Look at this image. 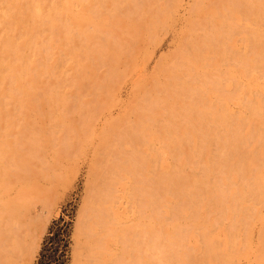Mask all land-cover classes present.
<instances>
[{
	"label": "rangeland",
	"instance_id": "rangeland-1",
	"mask_svg": "<svg viewBox=\"0 0 264 264\" xmlns=\"http://www.w3.org/2000/svg\"><path fill=\"white\" fill-rule=\"evenodd\" d=\"M263 114L264 0H0V264H264Z\"/></svg>",
	"mask_w": 264,
	"mask_h": 264
},
{
	"label": "bare ground",
	"instance_id": "bare-ground-1",
	"mask_svg": "<svg viewBox=\"0 0 264 264\" xmlns=\"http://www.w3.org/2000/svg\"><path fill=\"white\" fill-rule=\"evenodd\" d=\"M171 1H172V0H171ZM231 1H232V0H231ZM233 1H234V0H233ZM237 1H238V0H237ZM239 1H241V0H239ZM229 2H230V1H229ZM243 2H244V1H243ZM238 3H239V2H238ZM174 4H175V3H174ZM177 4H178V3H177ZM240 4H241V3H240ZM249 4H250V3H249ZM169 5H170V4H169ZM231 5H232V6H233V5L235 6V4H234L233 2L231 3ZM234 6H233V7H234ZM238 6H239V5H237V7H238ZM243 6H244V5H243ZM246 6H247V5H246ZM246 6H245V7H246ZM7 7H8V6H7ZM171 7H172V6H171ZM174 7H176V5H174ZM248 7H249V6H248ZM238 9H239V8H238ZM247 10H248V9H247ZM7 11H8V10H7ZM242 12H243V11H242ZM242 12H241V13H242ZM5 14H6V13H5ZM242 14H243V13H242ZM86 17H87V16H86ZM90 20H91V19H90ZM88 22H89V21H88ZM94 26H95V25H94ZM100 26H101V25H100ZM100 26H99V27H100ZM36 30H37V29H36ZM94 30H96V29H94ZM92 32H93V31H92ZM92 32H91V33H92ZM90 35H91V34H90ZM93 35H94V34H93ZM95 36H96V35H95ZM137 36H138V35H137ZM87 37H88V36H87ZM92 37H93V36H92ZM89 39H90V38H89ZM26 40H27V39H26ZM27 41H28V40H27ZM110 41H111V40H110ZM111 42H112V41H111ZM105 43H106V42H105ZM108 43H109V42H108ZM26 44H27V43H26ZM185 44H186V43H185ZM107 45H109V44H107ZM23 46H24V45H23ZM23 46H21L22 49H23ZM21 47H20V48H21ZM57 47H58V46H57ZM106 47H107V46H106ZM117 47H118V46H117ZM115 49H116V48H115ZM115 49H113V50L116 51ZM190 49H191V48H190ZM17 50L20 51V49H17ZM17 50H16V51H17ZM97 50H99V49H97ZM97 50L95 49V51H97ZM104 50H107V49L105 48ZM21 51L23 52V50H21ZM21 51H20V52H21ZM114 51H113V52H114ZM126 51H127V50H126ZM128 51H129V50H128ZM128 51H127V52H128ZM97 52H99V51H97ZM103 52H104V51H103ZM105 52H106V51H105ZM107 52H108V51H107ZM107 52H106V53H107ZM111 52H112V51H111ZM21 54H22V53H21ZM98 54H99V53H98ZM100 54H101V52H100ZM102 54H104V53H102ZM102 54H101V55H102ZM34 55H35V53H34ZM107 55H110V53H107ZM113 55H114V54H113ZM116 55H117V53H116ZM127 55L130 56L129 53H127ZM35 56H36V55H35ZM73 56H74V55H73ZM73 56H72V57H73ZM76 56H77V55H76ZM88 56H90V55H88ZM92 56H94V55H92ZM102 56H103V55H102ZM102 56H100V57H102ZM111 56H112V54H111ZM111 56H110V57H111ZM16 57H19V56H16ZM112 57H113V56H112ZM114 57H116V56L114 55ZM114 57H113V58H114ZM117 57H118V56H117ZM181 57H182V56H181ZM37 58H38V57H37ZM66 58H68V57H66ZM28 59H31V58H28ZM68 59L70 60V58H68ZM71 59H72V58H71ZM74 59H76V58H74ZM92 59H94V58H92ZM115 59H117V58H115ZM15 60H16V59H15ZM17 60H18V58H17ZM20 60H21V59H20ZM65 60H66V59H65ZM76 60H77V59H76ZM98 60H99V59H98ZM73 61H74V60H73ZM15 62H16V61H15ZM17 62H18V61H17ZM27 63H28V62H27ZM64 63H65V62H64ZM77 63H78V61H76V63H74V65L77 64ZM80 63H81V62H80ZM125 63H126V62H125ZM192 63H193V62H192ZM9 64H10V63H9ZM38 64H39V63H38ZM170 64H171V63H170ZM189 64H190V63H189ZM7 65H8V64H7ZM11 65H14V64H11ZM11 65H8V66H6V67L8 68V67L11 66ZM41 65H42V64H41ZM177 65H178V64H177ZM177 65H176V66H177ZM33 66H34V65H33ZM39 66H40V65H39ZM77 66H78V65H77ZM79 66H80V65H79ZM79 66H78V67H79ZM106 66H107V65H106ZM11 67H12V66H11ZM74 67H75V66H74ZM38 68H39V67H38ZM121 68H122V67H121ZM23 69H24V68H23ZM64 69H65V68H64ZM109 69H110V68H109ZM28 72H29V70H28ZM14 73H15V72H14ZM24 73H25V72H24ZM77 73H78L79 75H81V77H82V74H80L79 72H77ZM20 74H21V73H20ZM104 74H105V73H104ZM62 75H63V74H62ZM106 75H107V74H106ZM115 75H116V74H115ZM118 75H119V74H118ZM169 75H170V74H169ZM102 76H103V75H102ZM58 77H59V76H58ZM72 77H73V76H72ZM83 77H84V75H83ZM255 77H256V76H255ZM15 78H16V77H15ZM74 78H75V76H74ZM103 78H104V77H103ZM223 78H224V77H223ZM20 79H21V78H20ZM79 79H80V78H79ZM16 80H18V78H17ZM21 80H22V79H21ZM73 80H74V79H73ZM73 80H71V81H73ZM77 80H78V79H77ZM83 80H84V79H83ZM18 81H19V80H18ZM78 81H79V80H78ZM80 81H81V80H80ZM175 81H176V80H175ZM14 82H15V81H13V83H14ZM20 82H21V81H20ZM64 82H65V79H64ZM16 83H17V82H16ZM69 84H70V83H69ZM113 84H114V83H113ZM27 85H28V84H27ZM59 85H60V84H58V86H59ZM63 85H64V84H63ZM172 88H173V87H172ZM174 88H175V86H174ZM20 89H22V87H21ZM28 89H29V88H28ZM58 89H59V88H58ZM18 90H19V89H18ZM159 90H160V89H159ZM20 91H21V90H20ZM24 92H25V91H23V93H24ZM30 92H31V90H30ZM73 92H74V91H73ZM21 93H22V92H21ZM108 93H109V92H108ZM31 94H32V93H31ZM63 95H64V94H63ZM63 95H61V96H63ZM24 96H25V94H24ZM50 96H51V95H50ZM53 96H55V95H53ZM59 96H60V95H59ZM66 96H67V95H66ZM68 96H69V95H68ZM25 97H26V96H25ZM47 97H48V95H47ZM53 98H54L53 100L56 101L55 97H53ZM56 98H57V97H56ZM59 98H60V99H64V98H61V97H59ZM67 98H68V97H67ZM166 98H167V97H166ZM65 99H66V98H65ZM51 101H52V100H51ZM58 101H59V100H58ZM56 102H57V101H56ZM61 102H65V101L61 100ZM61 102H59V103L61 104ZM188 102H189V101H188ZM161 103H162V102H161ZM50 107H51V106H50ZM56 107H57V106H56ZM250 107H251V106H250ZM256 108H257V106H256ZM68 109H69V108H68ZM247 109H248V108H247ZM252 109H254V108H252ZM259 109H260V107H259ZM62 111H63V110H62ZM249 111H250V110H249ZM249 111H248V112H249ZM253 111H254V110H253ZM253 111H252V112H253ZM261 111H263V110H261ZM69 112H70V111H69ZM175 112H176V111H175ZM255 112L257 113V111H255ZM255 112H254V113H255ZM248 114H249V113H248ZM259 114H260V117H261V115H262L261 112H260ZM249 115H252L251 112H250ZM257 115H258V113H257ZM263 115H264V114H263ZM185 116H186V115H185ZM255 116H256V114L254 115V117H255ZM224 117H225V116H224ZM247 117H249V116L247 115ZM250 117H251V116H250ZM256 117L259 118V116H256ZM144 119H145V118H144ZM183 119H184V118H183ZM222 119H223V118H222ZM261 119H262V118H261ZM261 119H260V120H261ZM263 119H264V117H263ZM87 120H88V119H87ZM178 120H179V119H178ZM241 120H242V119H241ZM246 120H247V119H246ZM254 120H255V119H254ZM254 120H253V122H254ZM143 121H144V120H143ZM191 121H192V120H191ZM251 121H252V119H251ZM255 121H256V120H255ZM257 121H258V120H257ZM242 122H243V121H242ZM248 122H250V121H248ZM259 122H260V121H259ZM262 122H263V120H262ZM180 123H181V122H180ZM256 123H257V122H256ZM263 123H264V122H263ZM246 124H247V123H246ZM249 124H251V123H249ZM259 124H260V123H259ZM242 126H243V125H242ZM139 127H140V126H139ZM235 127H237V125H236ZM250 127H252V126H250ZM240 128H242V127H240ZM244 128H245V127H244ZM246 128H247V127H246ZM262 128H263V127H262ZM194 129H195V128H194ZM236 129H238V128H236ZM236 129H235V130H236ZM250 129L252 130L253 128H250ZM256 129H257V128H256ZM238 130H239V129H238ZM238 130H237V131H238ZM240 130H241V129H240ZM240 130H239V131H240ZM263 130H264V128H263ZM132 131H133V130H132ZM237 131H235V132H237ZM239 131H238V133H239ZM243 131H244V130H243ZM245 131H248V130H245ZM249 131H250V130H249ZM164 132H165V131H164ZM233 132H234V131H233ZM235 132H234V133H235ZM253 132H254V131H253ZM250 133H251V131H250ZM258 133H259V132H258ZM245 134H246V133H245ZM247 134H248V133H247ZM247 134H246V135H247ZM254 134H255V133H254ZM233 135L235 136L236 134H233ZM237 135L239 136V134H237ZM256 135H257V134H256ZM256 135H255V136H256ZM186 136H187V135H186ZM242 136H243V133H242ZM248 136H249V135H248ZM251 136L253 137V135H251ZM257 136L259 137L260 135H257ZM65 137H66V136H65ZM231 137H232V136H231ZM243 137H244V136H243ZM252 137H251V138H252ZM244 138H245V137H244ZM251 138H250V139H251ZM253 138H254V137H253ZM180 139H182V138H180ZM225 139H227V138H225ZM229 139H230V138H229ZM236 139H237V137L235 138V141H234L233 138H232V140H233L234 142H236ZM238 139H241V136H240V138L238 137ZM238 139H237V140H238ZM261 139H262V138H261ZM230 140H231V139H230ZM241 140H242V139H241ZM258 140H259V139H258ZM233 141H232V142H233ZM238 141H239V140H238ZM243 141H244V140H243ZM260 141H261V140H260ZM224 142H228V141H224ZM224 142H223V143H224ZM241 142H242V141H241ZM107 143H108V142H107ZM228 143H229V146H230V142H228ZM243 143H244V142H243ZM243 143H240V144H243ZM245 143H246V142H245ZM254 143L258 145V143H261V142H257V141H256V142H254ZM233 144H234V143H233ZM240 144H239V147H240ZM101 145H102V144H101ZM200 145H201V144H200ZM225 145H226V144H225ZM236 145H238V143H237ZM236 145H235V146H236ZM243 145H244V144H243ZM243 145H242V146H243ZM247 145H248V144H247ZM260 145H261V144H260ZM223 146H224V145H223ZM232 146H233V148L235 147L234 145H232ZM242 146H241V147H242ZM245 146H246V145H245ZM263 146H264V145H263ZM35 147H36V146H35ZM224 147H225V146H224ZM227 147H228V146H227ZM253 148H257V147H253ZM258 148H260V147H258ZM263 148H264V147H263ZM263 148H261V149H263ZM237 149H239V148H237ZM231 150H232V149H231ZM233 150H236V149H233ZM252 150L254 151V149H252ZM258 150H259V149H258ZM263 151H264V150H263ZM263 151H262V152H263ZM233 152H234V151H233ZM236 152H237V151H236ZM239 152H240V151H239ZM241 152H242V151H241ZM256 152H258V151L256 150ZM256 152H255V153H256ZM216 154H217V153H216ZM240 154H242V153H240ZM253 154H254V152H252L251 155H253ZM259 154H260V152H259ZM263 154H264V153H263ZM251 155H250V156H251ZM257 155H258V154H257ZM224 156H226V155H224ZM229 156H230V154H229ZM229 156H228V157H229ZM233 156H234V157H235V156L237 157V156H239V155H233ZM241 156H242V155H241ZM250 156H249V157H250ZM253 156H255V154H254ZM259 156H261V155H259ZM226 157H227V156H226ZM228 157H227V158H228ZM256 157H257V156H255V158H256ZM262 157H263V156H262ZM242 158H243V157H242ZM244 158H245V157H244ZM247 158H248V155H247ZM251 158H252V157H251ZM251 158H250V159H251ZM228 159H229V158H228ZM231 159H232V157H231ZM236 159H237V158H236ZM236 159H235V160H236ZM252 159H253V158H252ZM257 159H259V157H258ZM235 160H234V162L232 161L233 164L235 163ZM245 160H246V159H245ZM213 161H214V160H213ZM215 161H216V160H215ZM228 161H229V160H228ZM228 161H227V163H228ZM239 161H240V160H239ZM242 161H243V159H242ZM248 161H249V158H248ZM253 161H254V159H253ZM257 161L259 162V160H257ZM260 161H261V160H260ZM224 162H225V161H224ZM246 162H247V161H246ZM246 162H245V163H246ZM254 162H255V161H254ZM229 163H230V162H229ZM237 163H238V161H237ZM240 163H242V162L240 161ZM249 163H250V161H249ZM252 163H253V162H252ZM255 163H256V162H255ZM224 164H225V163H224ZM260 164H262V163H260ZM229 165L231 166V163H230ZM242 165H243V164H242ZM247 165H248V163H247ZM256 165L258 166L259 164H256ZM263 165H264V163L262 164V166H263ZM216 166H217V164H216ZM245 166H246V165H245ZM249 166H251V165H249ZM228 167H229V166H228ZM228 167H227V169H228ZM238 167H239V165H238ZM238 167H237L236 170H238ZM240 167H241V166H240ZM258 167H259L260 169L262 168V167H260V166H258ZM230 168H232V167H230ZM230 168H229V170H231L232 172H234L235 169L232 170V169H230ZM242 168H243V167H242ZM242 168H241V169H242ZM214 169H215V168H214ZM217 169H218V167H217ZM220 169H221V168H220ZM239 169H240V168H239ZM246 169H247V168H246ZM251 169H253L252 166H251ZM255 169H256V168H254V170H255ZM215 170H216V169H215ZM254 170H253V172H251V173H254ZM256 170H257V169H256ZM263 170H264V169H263ZM168 171H169V170H168ZM218 171H219V170H218ZM239 171H241V170H239ZM245 171H246V170H244V173H245ZM248 171H249V169H248ZM261 171H262V169H261ZM226 172H230V171H227V170H226ZM241 172H242V171H241ZM241 172H240V174L242 175ZM224 173H225V172H224ZM244 173H243V174H244ZM246 173H247V172H246ZM246 173H245V174H246ZM248 173H249L248 175L251 174L250 171H249ZM259 173H262V172L259 171ZM259 173H258V176H259ZM168 174H169V173H168ZM168 174H167V175H168ZM256 174H257V173H256ZM256 174L254 173L253 176H254V175L256 176ZM234 175H235V174H234ZM238 175H239V173H238ZM260 175L262 176V174H260ZM169 176H170V175H169ZM200 176H201V175H200ZM235 176H236V175H235ZM261 176H260V177H261ZM215 177H216V176H215ZM227 177H228V175H227ZM243 177H244V176H243ZM246 177H247V176H246ZM248 177H249V176H248ZM260 177H258V179H257V176H256L255 179L258 180V181H259V180L262 181V179L264 178V176H263V178H261V179H260ZM190 178H191V177H190ZM235 178H236V177H235ZM227 179H228V178H227ZM255 179H254V180H255ZM179 180H180V179H179ZM189 180H190V179H189ZM193 180H194V179H193ZM212 180H213V179H212ZM212 180H211V181H212ZM223 180H224V179H223ZM235 180H236V179H235ZM252 180H253V179H252ZM256 180H255V181H256ZM263 180H264V179H263ZM190 181H191V180H190ZM229 181H230V180H229ZM236 181L238 182V179H237ZM164 182H165V181H164ZM191 182H192V181H191ZM193 182H194V181H193ZM203 182H204V180H203ZM241 182H242V181H241ZM259 182H260V181H259ZM262 182H263V184H264V181H262ZM262 182H260V183H262ZM226 183H227V182H226ZM255 183H256V182H255ZM257 183H258V182H257ZM231 184H232V183H231ZM237 184H238V183H237ZM248 184H250V183H247V185H248ZM166 185H167V184H166ZM168 185H169V184H168ZM171 185H172V184H171ZM233 185H234V184H233ZM255 185H257V184H255ZM259 185H260V184H259ZM203 186H204V184H203ZM245 186H246V185H245ZM261 186H262V184H261ZM192 187H193V186H192ZM235 187L237 188V185H236ZM254 187H255V186H254ZM157 188H159V187H157ZM163 188H164V187H163ZM167 188H169V187H167ZM205 188H206V187H204V189H205ZM233 188H234V187H233ZM244 188H245V187H244ZM244 188H243V189H244ZM261 188H262V187H261ZM151 189H152V188H151ZM161 189H162V188H161ZM165 189H166V188H165ZM199 189H200V188H199ZM251 189H252V188H251ZM254 189H255V188H254ZM259 189H260V188L258 187V190H259ZM262 189H264V188H262ZM177 190H179V189H177ZM240 190H241V189H240ZM247 190H248V188L246 189V191H247ZM255 190H257V188H256ZM246 191H245V192H246ZM167 192H168V191H167ZM252 192H253V191H252ZM252 192H251V193H252ZM169 193H170V192H169ZM197 193H198V192H197ZM240 194H242V191H241ZM252 194H253V193H252ZM180 195H181V194H180ZM242 195H243V194H242ZM242 195H240L239 197H241ZM249 195H251V194H249ZM223 196H224V195H223ZM236 196L238 197V195H236ZM154 197H155V196H154ZM224 197H225V196H224ZM232 197H233V196H232ZM217 198H218V197H217ZM238 199H239V198H238ZM156 200H157V199H156ZM240 200H241V199H240ZM189 201H191V200H189ZM237 201H238V200H237ZM192 203H193V202H192ZM219 203H220V201H219ZM177 204H178V203H177ZM149 206H150V205H149ZM197 206H198V205H197ZM180 208H181V207H180ZM102 211H103V210H102ZM211 211H213V210H211ZM103 213H104V212H103ZM170 213H171V212H170ZM204 214H205V213H204ZM198 215H199V214H198ZM210 216H211V215H210ZM9 217H10V216H9ZM97 218H99V217H97ZM232 219H233V218H232ZM5 221H6V219H5ZM6 222H7V221H6ZM101 222H102V221H101ZM104 223H105V222H104ZM6 224H7V223H6ZM11 225H14V224H11ZM18 225H19V224H18ZM20 226H21V225H20ZM0 227H1V226H0ZM2 227H3V226H2ZM2 227H1V228H2ZM16 227H17V226H16ZM10 228H11V227H10ZM1 230H2V229H1ZM5 231H6V230H5ZM10 231H11V230H10ZM227 231H228V230H227ZM1 232H2V231H1ZM1 232H0V233H1ZM7 233H8V232H7ZM9 233H10V232H9ZM9 236H10V235H9ZM14 236H15V234H14ZM19 242H20V241H19ZM135 243H136V242H135ZM14 244H15V243H14ZM19 245H20V244H19ZM135 245H136V244H135ZM261 246H262V245H261ZM32 247H33V246H32ZM135 247H136V246H135ZM138 248H139V247H138ZM20 250H21V249H20ZM207 250H208V249H207ZM17 252H18V251H17ZM20 252H21V251H20ZM18 253H19V252H18ZM161 256H162V255H161ZM9 258H10V257H9ZM75 262H76V261H75ZM158 264H159V263H158Z\"/></svg>",
	"mask_w": 264,
	"mask_h": 264
}]
</instances>
